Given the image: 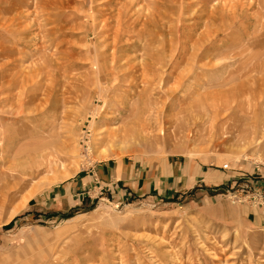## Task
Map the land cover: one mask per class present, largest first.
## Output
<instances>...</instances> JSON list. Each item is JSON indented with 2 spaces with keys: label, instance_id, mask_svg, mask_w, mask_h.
Segmentation results:
<instances>
[{
  "label": "rangeland",
  "instance_id": "obj_1",
  "mask_svg": "<svg viewBox=\"0 0 264 264\" xmlns=\"http://www.w3.org/2000/svg\"><path fill=\"white\" fill-rule=\"evenodd\" d=\"M260 48L264 0H0V264H264Z\"/></svg>",
  "mask_w": 264,
  "mask_h": 264
},
{
  "label": "crops",
  "instance_id": "obj_2",
  "mask_svg": "<svg viewBox=\"0 0 264 264\" xmlns=\"http://www.w3.org/2000/svg\"><path fill=\"white\" fill-rule=\"evenodd\" d=\"M260 49L263 51L260 56H264V48H260ZM262 78H263V76H262ZM231 94L232 93H230L229 95H231ZM233 94H235V93H233ZM263 100H264V98H263ZM238 106H240V107H238ZM235 107H236L235 112L228 115L229 121H236L237 120V114L236 113L239 112L240 110H244L243 105H241L239 103H236ZM245 115L248 116V114H245ZM109 170H110L109 167L104 166L103 169L98 168L97 170L91 171V173H87L85 176L72 179L67 186H63L64 193L70 194V190L72 189L73 192H74V190H76V192H79L78 194H81V196H85L84 192H81V191H83L85 189V186L87 185V183H92V185H93V184H97L100 181L99 179L108 178L107 176L110 173ZM135 185H137V183ZM66 189H68V190L66 191ZM130 191L134 192L135 190L133 188H130ZM69 197H70V199L73 198L71 195ZM71 204L73 205L75 203L70 202L69 206Z\"/></svg>",
  "mask_w": 264,
  "mask_h": 264
},
{
  "label": "bare ground",
  "instance_id": "obj_3",
  "mask_svg": "<svg viewBox=\"0 0 264 264\" xmlns=\"http://www.w3.org/2000/svg\"><path fill=\"white\" fill-rule=\"evenodd\" d=\"M63 127V126H62ZM64 130H65V128H64ZM70 139V138H69ZM68 140V139H67ZM66 141V140H65ZM71 141V140H70ZM69 141V142H70ZM73 144V143H72ZM57 145V144H56ZM62 145V144H61ZM58 150V149H57ZM50 157V156H49ZM52 159H55L54 157L52 158ZM52 159H51V161H52ZM57 159V158H56ZM53 165V164H52ZM58 170V169H57Z\"/></svg>",
  "mask_w": 264,
  "mask_h": 264
},
{
  "label": "built area",
  "instance_id": "obj_4",
  "mask_svg": "<svg viewBox=\"0 0 264 264\" xmlns=\"http://www.w3.org/2000/svg\"><path fill=\"white\" fill-rule=\"evenodd\" d=\"M223 167H227V165H224Z\"/></svg>",
  "mask_w": 264,
  "mask_h": 264
}]
</instances>
